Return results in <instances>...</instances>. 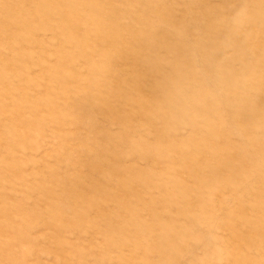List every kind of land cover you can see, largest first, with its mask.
I'll return each mask as SVG.
<instances>
[{"label":"rangeland","instance_id":"1","mask_svg":"<svg viewBox=\"0 0 264 264\" xmlns=\"http://www.w3.org/2000/svg\"><path fill=\"white\" fill-rule=\"evenodd\" d=\"M0 264H264V0H0Z\"/></svg>","mask_w":264,"mask_h":264}]
</instances>
